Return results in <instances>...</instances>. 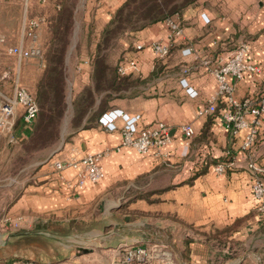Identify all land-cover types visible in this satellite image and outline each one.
I'll return each instance as SVG.
<instances>
[{"label": "crops", "instance_id": "crops-1", "mask_svg": "<svg viewBox=\"0 0 264 264\" xmlns=\"http://www.w3.org/2000/svg\"><path fill=\"white\" fill-rule=\"evenodd\" d=\"M125 1L80 0L72 36L76 37V52L80 57L71 59L68 66L72 97L93 84V58L98 43ZM20 6L26 11L21 34L25 18L43 20L38 35L39 44L46 51L60 4L57 0H46L44 4L40 0H0V36L6 37L3 33L9 31L14 18L11 12ZM202 14L210 19L209 24L204 22ZM171 19L178 21L183 31L166 59H159L152 46L168 42L167 21L138 32H127L120 39L124 53L113 64L118 67L125 56L138 57L140 68L129 76L140 83L115 95L104 112L120 109L130 116L141 115V125L145 127L164 122L171 140L161 149L162 155H143L130 147L116 150L122 143V133L107 131L100 125V117L91 127H81L75 132H68L67 128L57 145L63 150L41 162L31 181L16 197L12 188L0 189V264H8L16 257L29 259L27 247L14 249L13 243L19 237H33L36 231H31L32 227L47 222L70 225L94 218V214L120 213L127 199H131L127 196L134 195L136 199L130 202L131 206L145 205L147 211H160L168 222L167 228H163L168 237L155 236L151 242L169 244L173 239L187 244L190 264H246L252 259L264 264V220L256 209L251 189L254 172L248 167L252 155L263 170L259 176L264 180V113L255 123L249 117V124L237 134L227 116L246 111L229 103L226 96L218 100L214 116H198L218 90L212 71L242 44L249 45L246 59L260 71L241 81L231 78L235 85L234 98L238 103L264 99V0H198ZM139 44L145 45L143 51L136 50ZM182 79L188 81L197 96L188 94ZM140 84L150 88L145 91ZM102 96L98 97L97 106ZM185 124L195 129L190 141L181 132ZM33 126L25 128L20 114L16 135L21 140L28 138ZM254 130L255 145L244 150L243 143ZM108 149L111 153L102 160L105 179L98 184L89 183L82 191L66 184V181L75 182L74 169L62 173L55 169L54 163L60 159L80 158ZM222 162L232 165L218 175L214 167ZM205 163L208 167L197 175ZM19 219L23 225L18 231L13 222ZM140 239L143 238L120 237L125 243ZM29 242L24 239L22 243ZM90 260L76 258L71 263ZM182 263L186 264L183 260Z\"/></svg>", "mask_w": 264, "mask_h": 264}, {"label": "built area", "instance_id": "built-area-1", "mask_svg": "<svg viewBox=\"0 0 264 264\" xmlns=\"http://www.w3.org/2000/svg\"><path fill=\"white\" fill-rule=\"evenodd\" d=\"M41 3H46V0H40ZM206 24L210 23V19L206 14L201 15ZM43 20L25 18L23 35L29 40V44H20L11 46L4 36H0V45L4 47L7 55L17 58L18 61L36 59L42 60L44 52L39 44L38 30ZM169 36L167 43H156L152 46L153 52L159 59H166L170 55L172 44L175 39L181 37L182 27L180 23L174 19H168ZM145 45L139 44L136 46L137 51H143ZM249 51L248 44H242L226 59L220 60L218 66L212 71L218 83V90L207 105L198 112V116L206 117L212 114L217 102L223 96H226L229 103L237 107L239 110L245 109L246 113L227 116L228 123L234 124V133L237 134L241 129L251 123H255L257 117L264 113V99L254 103L251 99H246L238 103L234 98L235 85L231 82V78L236 81H241L251 74L260 71L257 66L252 65L247 61ZM140 68L138 57L122 58L118 65V72L121 76H127L131 72H136ZM181 84L187 88L190 96H197L186 79L181 80ZM38 105L34 95L20 83L19 79L15 82L14 93L12 97H7L0 89V136L9 138L10 143H16V127L20 114L23 119V126L30 128L34 125L38 116ZM99 123L107 131H121L123 139L122 143L116 150L130 147L143 155L161 156V149L165 148L170 143L169 127L164 122H156L150 126H142V116H130L123 110L115 109L104 113ZM181 132L184 137L190 141L195 136V129L191 124L181 126ZM257 132L252 131L243 143L244 150H251L255 145ZM18 142V141H17ZM111 149L105 150L97 154H86L83 157L63 158L54 163L55 169L62 173L68 168L76 171L75 182L66 181L69 188L75 191H82L85 187L91 184H98L105 179L106 174L102 165V160L111 153ZM231 163H218L214 167L215 173L218 175L224 174ZM248 167L254 172V178L251 185L253 199L260 218L264 220V180L259 176L263 172L256 165L253 156H250ZM14 223L15 228H20L22 219ZM11 264H40L36 260H16ZM111 264H183L178 258L177 253L170 244L162 242H151L149 244H120L113 252Z\"/></svg>", "mask_w": 264, "mask_h": 264}, {"label": "rangeland", "instance_id": "rangeland-1", "mask_svg": "<svg viewBox=\"0 0 264 264\" xmlns=\"http://www.w3.org/2000/svg\"><path fill=\"white\" fill-rule=\"evenodd\" d=\"M57 1L58 4H66L70 7L75 2V0ZM76 1L78 2V6L80 0ZM29 9L32 10L31 7ZM23 13L25 16L26 11L24 12L21 6L12 10L11 15H13L14 18L11 19L8 26L9 31L3 33L8 38L7 40L13 45L29 44V40L21 34ZM58 15L59 9L57 16ZM124 36L125 34H122L113 40L110 45L107 46L104 44L105 46H103L102 54H105L107 60L112 64L116 58H121L124 53V48L121 47V50L119 43L120 39ZM76 46V37H71L65 62L67 99L65 115L60 125L61 131L59 134L61 138L66 135L67 128L69 129L68 132H75L81 128H78L72 123L74 115L73 103L79 95L72 97L71 86H69V62L71 59L80 57V54L76 52ZM41 47L44 52V58L42 60L28 59L20 62L17 58L7 55L3 49L4 47L0 45V89L7 97L13 96L15 82L18 78L20 83L39 100V87L45 76L46 59L50 52V46H48L47 49L45 48L46 51L43 45H41ZM76 54L77 56L75 57ZM72 55L73 57L71 58ZM141 85H143L145 91L150 88V86L145 87V84H140V86ZM16 136L18 142L16 141V143L13 144L9 142L8 137L0 136V189L7 191L9 188H12L15 197L31 181L33 171L39 167L41 162L47 160L52 153H59L63 150V147H57L61 138L54 146L29 150L27 149L29 143L27 145H24L25 143L20 144L21 137L18 135ZM5 184H11V186L6 187L4 186ZM134 196H127V198L131 199H127L124 203L125 205L121 207L122 210L120 213H115L113 215L106 214L105 216L94 214V218L82 220L70 225H57L47 222L37 228L32 227L31 231H36V233L29 239L30 242L24 244L19 241H14L13 247L14 249H26L27 247L28 251H30L27 258L36 260L40 264H72L71 262H74L76 258L91 259L90 261H80L76 264H111L112 260L110 259L113 258L114 249L120 244L125 243L120 241V237L128 235L130 238H143L140 239L139 242L137 241L134 243L146 245L151 243V240H153L155 236L157 238H167L169 235L166 230H163V228H167L166 224L168 222L162 213L153 209L147 211L145 205L139 207H136V205L131 206L130 202L136 199ZM15 197L13 200L16 199ZM128 244H133V242H128ZM169 244L175 250L181 261L183 260L186 264H190L188 262V252L186 250L187 244L177 240L174 241L173 239ZM98 260L102 263H99ZM104 260L105 262H103ZM217 261L219 260L215 259V262ZM246 264H257V260L252 259Z\"/></svg>", "mask_w": 264, "mask_h": 264}, {"label": "trees", "instance_id": "trees-1", "mask_svg": "<svg viewBox=\"0 0 264 264\" xmlns=\"http://www.w3.org/2000/svg\"><path fill=\"white\" fill-rule=\"evenodd\" d=\"M198 0H126L116 11L113 20L106 27L93 58V84L84 89L73 103L74 115L72 123L78 128H88L95 124L97 119L107 110L108 104L115 95L138 85L140 81L133 77L121 76L118 67L107 60L102 54L103 46H107L118 36L127 32H138L150 25L167 21L181 14L185 9L194 5ZM75 3V4H74ZM70 7L60 4L59 15L52 30L50 52L46 59L45 76L41 81L39 90L38 116L30 137L20 140L27 149L33 150L46 146H54L60 141V125L66 111L67 78L65 70L66 56L71 37L74 32L75 9L77 1ZM75 7V8H74ZM100 95V103L97 100ZM97 106L98 108H96ZM92 114V116H91ZM216 114V113H215ZM215 114H212L213 116ZM211 115V116H212ZM208 164L205 163L197 175L204 172ZM28 238H16L23 242ZM25 259L16 257V260Z\"/></svg>", "mask_w": 264, "mask_h": 264}]
</instances>
